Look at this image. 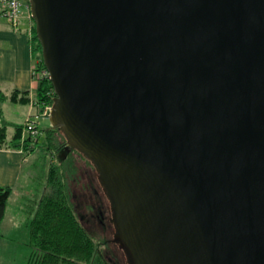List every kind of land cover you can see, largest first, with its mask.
<instances>
[{
  "label": "water",
  "instance_id": "water-1",
  "mask_svg": "<svg viewBox=\"0 0 264 264\" xmlns=\"http://www.w3.org/2000/svg\"><path fill=\"white\" fill-rule=\"evenodd\" d=\"M28 1L128 264H264V0Z\"/></svg>",
  "mask_w": 264,
  "mask_h": 264
},
{
  "label": "trees",
  "instance_id": "trees-1",
  "mask_svg": "<svg viewBox=\"0 0 264 264\" xmlns=\"http://www.w3.org/2000/svg\"><path fill=\"white\" fill-rule=\"evenodd\" d=\"M31 41L35 59L38 60V64H36L45 69L41 52L42 46L36 34L34 20ZM54 95L50 78L47 75L37 78V96L43 106L46 104L45 102L53 103ZM8 97L15 100L16 92L8 95L0 87V147L8 144L21 145L31 149L34 142L39 141V131L44 132L46 145L49 142L55 147L60 145L62 152L59 158H61L60 163H62L64 161L63 155L66 152L63 150L66 145V135L58 126L49 124L46 127L38 128L35 136L31 134L28 136V134H21L22 125H16L13 137L7 138V125L3 117L1 103ZM26 98L21 97L20 100H26ZM73 149L77 148H70L69 152L67 151L68 154ZM68 154L66 153V156ZM49 170L52 173L49 175L52 179L53 191L51 194L43 193L37 208L30 215L28 222L30 250L26 264H125L126 253L123 249L119 246L121 252L125 253L124 256L122 254L119 256V250L114 248L118 257L113 258L100 245L101 241L95 238L89 226L78 216L67 192L63 169L55 172L54 167H51ZM10 191V186L0 185V222L4 216Z\"/></svg>",
  "mask_w": 264,
  "mask_h": 264
},
{
  "label": "crops",
  "instance_id": "crops-1",
  "mask_svg": "<svg viewBox=\"0 0 264 264\" xmlns=\"http://www.w3.org/2000/svg\"><path fill=\"white\" fill-rule=\"evenodd\" d=\"M7 20L0 16V87L8 95L16 92L15 100L8 97L1 103L3 117L7 125L6 136L11 139L15 133L16 125H22L21 134H28L23 126L28 119L36 125L37 129L51 123H40V118L48 116L42 114L44 106L38 100L37 76L32 71L37 59H35L31 41L32 22L29 11L24 13L22 10L18 25H13L9 19ZM21 97L27 98L20 100ZM12 126H14V130L9 135L8 127ZM29 150L30 148L21 145L6 144L0 147V185H8L11 188L4 216L0 222V246L1 238L13 244L20 241L28 243L29 240L28 222L31 212L28 211L29 214L26 211L24 198L17 202V206L15 199L11 197L14 186L19 181L22 184L25 180L24 178L20 180V176L23 170L26 171L23 164L27 160ZM24 186L28 190L26 192L36 191V188L32 190L31 187ZM20 195L24 197V191ZM14 207H18V220L15 224L10 225L7 218H11L10 212ZM22 233L24 236L21 235Z\"/></svg>",
  "mask_w": 264,
  "mask_h": 264
},
{
  "label": "rangeland",
  "instance_id": "rangeland-1",
  "mask_svg": "<svg viewBox=\"0 0 264 264\" xmlns=\"http://www.w3.org/2000/svg\"><path fill=\"white\" fill-rule=\"evenodd\" d=\"M22 10L24 13H27L29 11V7L23 4ZM2 17L6 20L8 19L4 16ZM33 20L34 19H32L31 15L32 24ZM36 63L38 64V60ZM37 64V78L45 77V70H43V68H40ZM45 103L46 105L51 104L50 102ZM42 114H44V108ZM40 123H51L50 116L40 118ZM13 130L14 126L8 127V134L11 135V132H13ZM39 133V141L34 142L33 146L28 152L27 160H25L23 164V166L26 167V171L23 170L20 176V180L22 178H24L25 180L24 182H22V184L19 181V183L14 186L13 191L11 193V197L15 199V205L18 206L17 202L24 198V207L26 211H30L32 213L37 208L41 196L45 193L51 194L53 191L52 179L49 175L52 173L49 169L51 167H54L55 172L56 170L59 171L60 169H63V172L65 173V181L67 184V192L71 197V201L76 208L78 216L81 220H83L80 214L84 212L87 214V211L91 209L97 211L99 209L98 205L100 201L107 196V193H105L106 190L104 189V187H102L100 179L97 177V175H95L96 173L93 172V180H91L85 172L84 164L86 162L92 163V161H90V159L85 157L83 154L78 153L79 151H71L69 154L68 151V155L62 158L64 161L60 163L61 158L59 157L60 153L62 152L60 145L58 144L55 147L50 144V142L48 143V141L47 143L49 146L46 145V136L44 132L39 131ZM31 135L35 136L36 133L33 132ZM24 185H26L27 187H31L32 190L36 188V191L26 192L28 190L25 189ZM23 191L24 197L20 195V193ZM102 193H104V196H102ZM30 212L28 213L30 214ZM10 215L11 218H7L10 222V225L12 223L15 224L18 220V207H14L11 210ZM84 222L89 226L91 233H93L95 238L101 241L100 245L107 250L109 255H112L113 258H117L118 254L116 255L114 252V248H117L119 250V256L121 254L124 256L125 253L123 251L121 252V250L119 249V245L115 241L107 240L108 237H113L112 230L104 232L99 231L97 228H94L93 218H91L87 222ZM21 235L24 236V233H22ZM1 240L2 242L0 246V264H26L27 254L30 250L29 240L28 243H22L20 241L14 244L2 238Z\"/></svg>",
  "mask_w": 264,
  "mask_h": 264
},
{
  "label": "flooded vegetation",
  "instance_id": "flooded-vegetation-1",
  "mask_svg": "<svg viewBox=\"0 0 264 264\" xmlns=\"http://www.w3.org/2000/svg\"><path fill=\"white\" fill-rule=\"evenodd\" d=\"M63 150L67 151V148L64 147ZM73 151H78L77 149H73ZM80 154H82V152H78ZM85 167V172L87 173V175L89 176V178L91 180H93V172H95L97 175V177L100 179L99 177V172L96 171V167H94L93 163L90 162H86L84 164ZM101 181V179H100ZM102 183V182H101ZM102 187H104V184L102 183ZM105 189V187H104ZM106 193V192H105ZM107 195V194H106ZM102 196H104V193H102ZM99 209L97 211L94 210H89L87 211V214L84 212L82 214H80L81 218L83 219V221H89L91 218H93L94 223L93 226L94 228H97L99 231H104V232H108L109 230H112V235L115 232V225L113 222V213H112V208H111V202L110 199L108 198V196H106L104 199H102L98 205ZM107 240L109 241H114L113 237H108ZM126 261V259H125ZM126 263L128 264V262L126 261Z\"/></svg>",
  "mask_w": 264,
  "mask_h": 264
},
{
  "label": "built area",
  "instance_id": "built-area-1",
  "mask_svg": "<svg viewBox=\"0 0 264 264\" xmlns=\"http://www.w3.org/2000/svg\"><path fill=\"white\" fill-rule=\"evenodd\" d=\"M23 4L29 7V15L31 16L30 12V5L28 1L23 0H0V16H4L10 20L13 25H18L19 18L22 13V6ZM48 76L49 72L47 68L43 69ZM33 73L36 74V65L33 67ZM49 77V76H48ZM52 107V103L49 105L44 104V114L45 116H50V110ZM25 129L27 130L28 134H32L33 132L36 133L37 128L36 125L28 119L24 125Z\"/></svg>",
  "mask_w": 264,
  "mask_h": 264
},
{
  "label": "bare ground",
  "instance_id": "bare-ground-1",
  "mask_svg": "<svg viewBox=\"0 0 264 264\" xmlns=\"http://www.w3.org/2000/svg\"><path fill=\"white\" fill-rule=\"evenodd\" d=\"M89 159H90V158H89ZM90 161H92V159H90ZM92 163H93L94 167H96L93 161H92ZM96 171L98 172L97 168H96Z\"/></svg>",
  "mask_w": 264,
  "mask_h": 264
},
{
  "label": "clouds",
  "instance_id": "clouds-1",
  "mask_svg": "<svg viewBox=\"0 0 264 264\" xmlns=\"http://www.w3.org/2000/svg\"><path fill=\"white\" fill-rule=\"evenodd\" d=\"M29 2V1H28Z\"/></svg>",
  "mask_w": 264,
  "mask_h": 264
}]
</instances>
